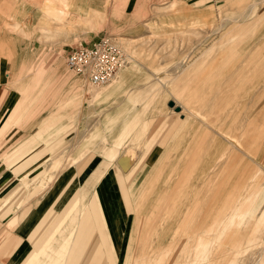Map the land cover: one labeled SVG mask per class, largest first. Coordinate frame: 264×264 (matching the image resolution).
<instances>
[{"label":"rangeland","instance_id":"rangeland-1","mask_svg":"<svg viewBox=\"0 0 264 264\" xmlns=\"http://www.w3.org/2000/svg\"><path fill=\"white\" fill-rule=\"evenodd\" d=\"M46 1L0 0L2 218L67 175L56 210L119 204L114 264H264V0ZM101 37L126 62L94 86L65 57Z\"/></svg>","mask_w":264,"mask_h":264},{"label":"crops","instance_id":"crops-1","mask_svg":"<svg viewBox=\"0 0 264 264\" xmlns=\"http://www.w3.org/2000/svg\"><path fill=\"white\" fill-rule=\"evenodd\" d=\"M51 4L52 1H46L47 15L54 12L55 7ZM65 10L66 8L62 9V13ZM75 15L79 16L80 13ZM15 26L14 30L19 32L17 24ZM92 42L90 40L83 43ZM6 97L3 83H0V123L5 111ZM115 172L123 179L124 188L121 189V194L128 203L125 190L128 179L124 178L119 169L116 168ZM5 174V170L0 169V213L6 210L4 204L10 180ZM59 177L62 181L68 179L67 175ZM69 181L70 179L65 183L67 188L70 186ZM59 183L54 186L53 192L60 193L49 196L46 207L39 208V204H36L22 214V205L15 203L9 209L11 213L5 214L4 218L3 214L0 215V264H114V257L119 258L118 249L122 247V238L118 240L115 234H119L117 227H120V219L117 218L119 204L105 199L102 194L98 196L94 191L96 188L82 185L68 197L62 208L56 210L54 205L64 192L63 189L60 191ZM65 185L63 186L66 188ZM94 195L96 196L93 197ZM8 228L11 231L7 237ZM128 238L126 248H129L133 231L129 232ZM126 256L121 264H128Z\"/></svg>","mask_w":264,"mask_h":264},{"label":"built area","instance_id":"built-area-1","mask_svg":"<svg viewBox=\"0 0 264 264\" xmlns=\"http://www.w3.org/2000/svg\"><path fill=\"white\" fill-rule=\"evenodd\" d=\"M67 67L94 86L110 82L126 62L124 50L106 37L77 43L65 57Z\"/></svg>","mask_w":264,"mask_h":264},{"label":"bare ground","instance_id":"bare-ground-1","mask_svg":"<svg viewBox=\"0 0 264 264\" xmlns=\"http://www.w3.org/2000/svg\"><path fill=\"white\" fill-rule=\"evenodd\" d=\"M118 72H119V71H118ZM118 72H117V73H118ZM116 75H117V74H116ZM114 78H115V77H114ZM114 78H113V79H114ZM113 79H112V80H113ZM112 80H111V81H112ZM111 81H110V82H111ZM108 83H109V82H108ZM108 83H107V84H108ZM105 85H106V84H105ZM102 86H104V85H102ZM117 178H118V176H117ZM115 181H116V180H115ZM117 183H118L119 187H120V186H123V187H124L123 179H122L121 177L118 178ZM121 189H122V187H121Z\"/></svg>","mask_w":264,"mask_h":264},{"label":"water","instance_id":"water-1","mask_svg":"<svg viewBox=\"0 0 264 264\" xmlns=\"http://www.w3.org/2000/svg\"><path fill=\"white\" fill-rule=\"evenodd\" d=\"M168 105L173 107L174 106V102L173 101H169ZM174 109H175V111H180V106H176Z\"/></svg>","mask_w":264,"mask_h":264}]
</instances>
